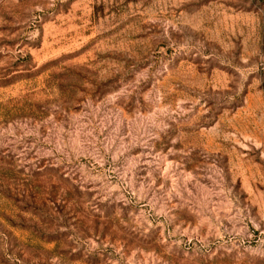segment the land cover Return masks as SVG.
Here are the masks:
<instances>
[{
  "label": "rangeland",
  "instance_id": "1",
  "mask_svg": "<svg viewBox=\"0 0 264 264\" xmlns=\"http://www.w3.org/2000/svg\"><path fill=\"white\" fill-rule=\"evenodd\" d=\"M0 264H264V0H0Z\"/></svg>",
  "mask_w": 264,
  "mask_h": 264
}]
</instances>
